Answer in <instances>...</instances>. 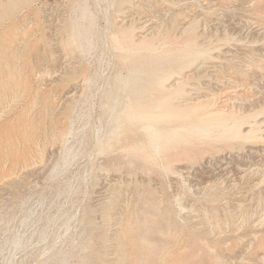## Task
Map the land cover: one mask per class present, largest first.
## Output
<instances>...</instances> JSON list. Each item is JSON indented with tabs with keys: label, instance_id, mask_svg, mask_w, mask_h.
<instances>
[{
	"label": "rangeland",
	"instance_id": "obj_1",
	"mask_svg": "<svg viewBox=\"0 0 264 264\" xmlns=\"http://www.w3.org/2000/svg\"><path fill=\"white\" fill-rule=\"evenodd\" d=\"M86 1L95 21L73 53L61 46V26L80 17L71 0L0 8V82L13 83L12 72L19 95L0 117V156L7 145L28 163L13 164L11 155L0 164V262L112 264L115 223L125 208L154 222L151 237L160 241L166 237L157 230L170 224L177 241L169 249L182 264H264V140L180 145L146 172L113 166L90 149L105 82L124 65L107 20L111 30L129 23L145 25L144 33L162 27L176 41L190 31L209 54L166 85L183 81L191 101L213 97L214 107L264 112V0ZM37 90L54 106L46 125L56 138H39L31 149L17 118ZM40 102L28 117H37ZM68 152L76 157L61 164Z\"/></svg>",
	"mask_w": 264,
	"mask_h": 264
},
{
	"label": "bare ground",
	"instance_id": "obj_2",
	"mask_svg": "<svg viewBox=\"0 0 264 264\" xmlns=\"http://www.w3.org/2000/svg\"><path fill=\"white\" fill-rule=\"evenodd\" d=\"M29 1H0V8L4 12L14 11ZM94 1L112 5L113 0ZM71 2L75 7H80V17L77 20L70 18L61 26L64 37L61 39V46L73 53L77 48H82V41L94 24L95 15L86 0ZM2 17L3 13H0V20ZM81 19H86V22ZM145 27L129 23L111 30L108 20L106 22L111 47L116 50V57L124 65L122 69L115 70L112 80H106L108 88L100 95L99 121L91 128L90 149L95 155L110 158L113 166L127 164L135 168L141 167L142 171L146 172L155 164L156 159H165L167 154L175 152L180 145L185 149L187 145H198L210 140H264V118L261 119L264 112L260 109H250L244 113L245 111L214 107L213 97L191 101V91L187 90L183 81L178 80L169 86L166 85L169 78L179 74L183 67L209 54V51L191 36L190 31L182 41H176L170 39L171 34L162 27H155L144 33ZM9 76L13 83L0 82V117L5 108H10L19 96L15 91L16 76L12 72ZM39 95L42 93L37 90L31 105L17 118L20 120L18 132L25 138L26 147L31 149L37 146L39 138L46 142L56 138L52 127L46 125L48 119H51L54 106L48 101V96L39 100ZM39 102L42 108L36 112L37 117L36 114L28 117L32 108ZM59 136L63 138V134ZM2 153L0 164L8 161L11 155H16L13 164H18L20 158L24 159L22 167L28 164L27 156L18 149L13 151L10 146L5 145ZM75 155L72 152L66 153L60 163L69 162ZM168 161L162 165L166 170L170 166ZM95 165L103 168L100 163ZM137 213L127 212L125 208L120 213L121 217L115 223L117 231L112 246L114 251L110 252L112 256L107 258L113 259L110 263L182 264L181 260L174 257V248L169 249L174 247L177 241L175 231L169 227L170 224H166L165 230H157L162 237H166L165 241H160L151 237L154 222L151 221L150 225L146 216L138 218ZM17 244L18 241L15 245ZM166 252L169 254L167 259ZM3 262L9 264L8 261Z\"/></svg>",
	"mask_w": 264,
	"mask_h": 264
}]
</instances>
